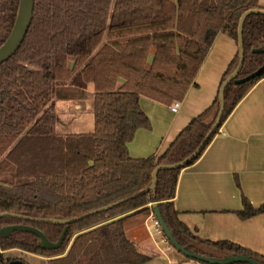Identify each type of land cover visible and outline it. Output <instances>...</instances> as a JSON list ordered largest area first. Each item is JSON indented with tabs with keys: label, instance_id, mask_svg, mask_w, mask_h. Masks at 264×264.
Returning <instances> with one entry per match:
<instances>
[{
	"label": "trees",
	"instance_id": "obj_1",
	"mask_svg": "<svg viewBox=\"0 0 264 264\" xmlns=\"http://www.w3.org/2000/svg\"><path fill=\"white\" fill-rule=\"evenodd\" d=\"M18 2L0 0V46L13 27ZM258 9L259 0H34L22 44L0 64V213L79 217L139 193L150 186L155 168L189 157L215 121L219 92L162 155L147 159H133L127 149L137 130L150 129L139 98L165 105L182 101L195 86V76L215 37L222 33L237 45L240 16ZM242 38L244 60L237 79L264 64V54L252 53L264 46V15L245 19ZM238 61L237 51L219 89ZM262 78L264 72L225 88L220 127ZM87 82L95 90L94 131L56 134L55 87L65 83L84 87ZM217 132L188 165L158 172L154 196L151 192L139 195L69 225L59 249L42 250L35 236L13 233L0 238V250L36 255L46 259L44 264H147L154 256L142 253L127 238L124 223L158 207L184 249L215 259L242 255L264 264V255L228 241L201 240L178 220L173 205L178 176L197 161ZM262 214L264 204L254 208L245 198L236 212L241 221ZM16 224L38 229L51 243L57 242L64 229L49 223L0 219V229Z\"/></svg>",
	"mask_w": 264,
	"mask_h": 264
},
{
	"label": "crops",
	"instance_id": "obj_2",
	"mask_svg": "<svg viewBox=\"0 0 264 264\" xmlns=\"http://www.w3.org/2000/svg\"><path fill=\"white\" fill-rule=\"evenodd\" d=\"M259 6L264 10V0H259ZM237 51L235 42L226 35L219 33L215 37L195 76V86L178 102L176 113L170 111L174 102L165 105L141 96L139 106L150 129L136 131L127 145L129 156L147 159L162 155L188 123L212 104ZM94 98L91 82L84 87L70 83L56 86L52 100L55 133H92ZM243 198L254 208L264 204V78L237 104L197 161L181 170L173 205L178 220L199 239L228 241L264 255V214L241 221L236 212L242 209ZM134 228L132 225L131 231ZM153 245L150 251L139 250L154 256L147 264H200L163 257L157 243Z\"/></svg>",
	"mask_w": 264,
	"mask_h": 264
},
{
	"label": "water",
	"instance_id": "obj_3",
	"mask_svg": "<svg viewBox=\"0 0 264 264\" xmlns=\"http://www.w3.org/2000/svg\"><path fill=\"white\" fill-rule=\"evenodd\" d=\"M33 9H34V0H19L18 2V8H17V13L15 17V21L13 24V27L10 31L9 36L5 40V42L0 46V64L5 63L8 59H10L15 52L19 49L20 45L22 44L27 31L29 29L31 20H32V15H33ZM264 15V10L263 9H258V10H248L245 11L239 19L238 23V29H237V34H238V64L236 66V69L226 78V80L222 83L220 89H219V94H218V101H219V110L216 115L215 121L213 125L211 126L209 132L206 134L204 137L203 141L199 145V147L186 159L179 163L175 164H170V165H161L158 166L157 168L154 169L152 172V181L151 184L148 188L140 191L139 193L132 195L128 198L121 199L119 201H116L114 203H111L109 205L97 208L95 210H92L88 213H85L79 217L71 218V219H54V218H31L28 216H23L19 214H13V213H0V219L4 218H12L16 220H21V221H26V222H37V223H49V224H54V225H60L64 226V229L58 238L56 243H51L47 240L45 235L39 231L38 229L29 226V225H23V224H16V225H11L7 226L4 228L0 229V238L7 239L12 236L13 233H26V234H31L35 236L38 240V247L42 250H57L59 249L66 237V234L68 232L69 225L79 222L84 218L90 217L92 215L101 213V212H106L108 210L113 209L114 207L123 204L131 199L136 198L139 195L146 194L148 192H151V195H155V186L157 182V174L158 172L162 170H176L185 167L188 165L190 162H192L197 156L200 154L202 149L204 148L206 142L208 139L213 135V133L219 128H220V123L221 119L224 113V107H225V102H224V90L225 88L230 85V84H235V85H240L243 84L251 79L259 77L263 72H264V64L258 68L255 72L247 76L246 78L242 79H237L238 74L242 68L243 65V60H244V50H243V24L245 19L250 16V15ZM253 54H264V46H259L256 49L252 50ZM155 218L159 222L163 235L165 236L166 240L170 244L172 248H174L179 254H181L184 258L196 261L199 263H204V264H260L259 262L247 257V256H226L220 259H215V258H209L205 257L202 255H198L194 252L188 251L181 247L173 238L171 232L167 228L158 207H154L152 210ZM6 264H26L25 262L21 260H11L7 262Z\"/></svg>",
	"mask_w": 264,
	"mask_h": 264
},
{
	"label": "rangeland",
	"instance_id": "obj_4",
	"mask_svg": "<svg viewBox=\"0 0 264 264\" xmlns=\"http://www.w3.org/2000/svg\"><path fill=\"white\" fill-rule=\"evenodd\" d=\"M106 41V38H104L103 43ZM69 63H73L74 58L69 59ZM71 68V67H70ZM150 213V212H149ZM142 214L137 215L134 217H131L130 220L124 223V230L126 231V236L129 240H131L137 248L141 251H150L153 246V242L157 243L156 248L158 250L163 251V257H176L178 259L183 258L185 259L181 254H179L174 248L171 247V250H166L167 245L160 243V236H153V240L149 237L150 233H148V229L151 231V224L147 222V217L149 215ZM135 226V228L131 231V227ZM148 230V231H147ZM9 260H22L26 264H44L45 258L31 255L27 253H23L20 250H9V251H1L0 250V262L6 263V261ZM186 260V259H185Z\"/></svg>",
	"mask_w": 264,
	"mask_h": 264
},
{
	"label": "built area",
	"instance_id": "obj_5",
	"mask_svg": "<svg viewBox=\"0 0 264 264\" xmlns=\"http://www.w3.org/2000/svg\"><path fill=\"white\" fill-rule=\"evenodd\" d=\"M178 109H179V103L178 102H174L170 107V111L172 113H176L178 111ZM147 222L150 223L151 227H152L151 228L152 232H150V229H149L150 236L151 237H153L154 235L160 236V243L167 245V247H166L167 251L171 250V246L168 243V241L166 240V238L164 237L161 226H160L159 222L157 221V219L155 218L153 212L149 213V215L147 217Z\"/></svg>",
	"mask_w": 264,
	"mask_h": 264
}]
</instances>
